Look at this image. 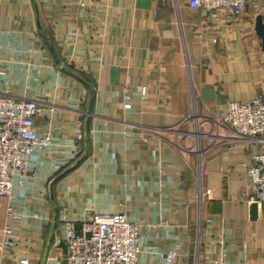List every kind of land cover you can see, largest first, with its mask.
I'll return each instance as SVG.
<instances>
[{
  "label": "crops",
  "instance_id": "obj_1",
  "mask_svg": "<svg viewBox=\"0 0 264 264\" xmlns=\"http://www.w3.org/2000/svg\"><path fill=\"white\" fill-rule=\"evenodd\" d=\"M262 6L227 22L188 0H0V93L36 101L34 130L51 139L0 196V239L14 242L0 264H54L61 211L76 226L123 212L137 264H264L245 170L264 133L244 141L223 121L229 101L264 94Z\"/></svg>",
  "mask_w": 264,
  "mask_h": 264
},
{
  "label": "built area",
  "instance_id": "obj_2",
  "mask_svg": "<svg viewBox=\"0 0 264 264\" xmlns=\"http://www.w3.org/2000/svg\"><path fill=\"white\" fill-rule=\"evenodd\" d=\"M249 0H188L194 9L208 11L212 16L221 10L227 22H233L246 8ZM264 15V5L260 8ZM148 89L139 86L141 99L147 97ZM131 104L126 98L125 109ZM41 106L34 100L16 99L8 91L0 93V196L11 198L14 177H22L27 172L29 156L51 143L49 132L37 134L34 130L35 117ZM223 121L226 122L244 141H256V137L264 133V94H257L245 101H229ZM81 125L82 122L79 121ZM81 139L82 133H76ZM260 142L264 140L257 139ZM251 179L252 199L264 208V150L252 156V164L245 168ZM8 215L15 214L8 208ZM63 225V241L66 252L57 257L54 264H137L139 237L136 224L130 222L123 212L97 213L76 226L61 211ZM4 235L12 233V227L3 228ZM10 238L0 239V250L12 247ZM178 245L159 253L167 263H171ZM221 252L215 260L200 264H226ZM20 263H27L21 259ZM248 264V263H246Z\"/></svg>",
  "mask_w": 264,
  "mask_h": 264
},
{
  "label": "water",
  "instance_id": "obj_3",
  "mask_svg": "<svg viewBox=\"0 0 264 264\" xmlns=\"http://www.w3.org/2000/svg\"><path fill=\"white\" fill-rule=\"evenodd\" d=\"M264 5V0H263ZM254 29L257 37L260 39L261 44H264V15L261 13H258L254 18ZM251 217L255 218L257 215V203L253 202L251 204ZM61 246L63 248V254L66 252V245L64 242L61 243Z\"/></svg>",
  "mask_w": 264,
  "mask_h": 264
},
{
  "label": "rangeland",
  "instance_id": "obj_4",
  "mask_svg": "<svg viewBox=\"0 0 264 264\" xmlns=\"http://www.w3.org/2000/svg\"><path fill=\"white\" fill-rule=\"evenodd\" d=\"M192 112H193V110H192ZM191 114H193V113H191Z\"/></svg>",
  "mask_w": 264,
  "mask_h": 264
}]
</instances>
